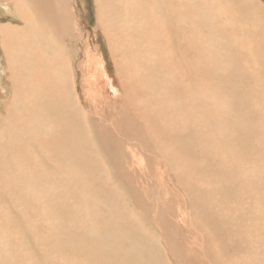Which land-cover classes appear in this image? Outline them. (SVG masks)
Returning a JSON list of instances; mask_svg holds the SVG:
<instances>
[{"label": "bare ground", "instance_id": "6f19581e", "mask_svg": "<svg viewBox=\"0 0 264 264\" xmlns=\"http://www.w3.org/2000/svg\"><path fill=\"white\" fill-rule=\"evenodd\" d=\"M152 1H157L153 8L161 30L151 57L159 54L161 42L170 54L151 61L152 68L139 79L152 85L163 81L180 101L165 107L160 98L151 100L152 91H139L127 116L115 118L118 127L91 111L82 99L85 91L51 90L55 68L49 73L36 61L50 58L52 42L81 39L73 1L0 0L4 17L10 18L0 24V200L9 205L10 227L17 233L0 254V264H192V258L223 264L221 256L236 259L232 254L242 251L250 259V253H258L242 248L254 237H246L245 229L264 232V214L243 217L239 210L249 205L264 211V136L253 137L250 145L243 141L258 131L252 122L264 120V24H249L254 13H264L263 2L124 0L121 5L97 0L107 14L97 15L98 23L105 32L113 30L108 39L119 24L145 26L153 8L137 6ZM35 27H42L39 34L31 32ZM54 33L60 38L53 39ZM19 35L28 40L17 48ZM179 50L183 54L170 60ZM5 57L11 59L8 67ZM148 61L140 56V62ZM171 67L176 69L170 70L172 76ZM211 78L223 88V98L210 90ZM9 89L14 97L7 99ZM147 102L158 117L147 118ZM207 148L209 158H204ZM147 162L148 170L142 167ZM77 199L84 208L72 205ZM138 204H145L142 211ZM209 206L213 211L228 207L227 215L218 222L206 216L211 223L204 228L197 223L203 232L198 231L185 210L196 221L194 209L212 216ZM229 207L237 209L234 215ZM241 217L245 222L237 231ZM0 220L6 227V219ZM236 232L245 235V245L236 244Z\"/></svg>", "mask_w": 264, "mask_h": 264}, {"label": "rangeland", "instance_id": "374dc122", "mask_svg": "<svg viewBox=\"0 0 264 264\" xmlns=\"http://www.w3.org/2000/svg\"><path fill=\"white\" fill-rule=\"evenodd\" d=\"M71 1H73V4H71L72 7L75 8L74 10L72 9V15H73L74 20L76 21V26L79 27L81 39L79 38L78 39H62L61 38V43H56V42L51 43L50 45L51 55L48 60H43L41 58L36 59V61L40 60L42 64H45L47 66L49 73L53 70V68H55L53 73L51 74L53 76V80L50 82L51 90H54L56 92H63L65 94H68L70 90L85 91L84 95L82 96V99H87L88 101L87 104L89 106H92L91 111L94 113L98 112V114L99 113L103 114L101 115V117L104 120H108V122H111L115 126H118V124L115 121V118H118V120H122L124 116H127V110L132 109L134 105H136L138 99L141 97V95L139 94V91H145V92L152 91L154 95L150 97L151 100L160 98V100L164 102L165 107L175 106L180 101V95H177L173 91V89H171L169 86H165L163 81L158 85H152L148 82V78L139 79V77L144 76L143 74H148L149 67L152 68L154 64V63L152 64L151 61L156 62L158 59H161V58H163L162 60H166L163 52H165V54H170L164 50L162 46V42L160 41L161 47L159 49V54L156 57H151L153 55L154 50L156 51V49L159 48L157 44L154 42V38L156 36V33L157 32L159 33V31L161 30V27H160L161 24L159 23L160 22L159 13L157 12L158 9L156 7L153 8L154 3H156L157 1H154V2L152 1V3H150L146 7L137 6V8L147 9L148 11H150L153 8L152 9L153 11L151 12H153L154 15H152L151 17L147 13L145 15L146 17L145 26L139 27L138 22L136 23V26H134V23L131 22L130 23L131 25L128 24L127 28H124V27L119 26L120 25L119 24L117 28H115L114 30L116 31V34L114 32L111 39L107 38V34L113 32V30L105 32L102 26L98 23L97 15L101 16V19H104V17L107 14L104 12V10L99 9L97 0H71ZM123 1L124 0H119V4L123 5ZM252 1L253 0H248L247 3L252 2ZM254 2H260L261 4L263 2V5H264V0H254ZM254 16L256 17V22H255ZM254 16H253L254 20L252 19L249 22V24L256 25V27L257 26L261 27L260 26L261 23L263 22L262 25L264 24V13H261L258 15L257 13H254ZM258 17H260V19L262 20L258 19ZM15 18H16V21H13V23L17 24L19 22V18L16 16ZM133 18L134 16L128 17L129 20ZM150 18L154 22L153 24H151ZM9 21H10L9 16L4 17L3 10L0 6V24L7 23ZM249 24L247 25L246 28H249L251 30V27H249ZM130 27H135L137 30L135 28L131 29ZM240 29H242V27H240ZM41 30H42V27L41 28L35 27L31 32L39 34ZM139 30L145 32L143 37L139 36ZM243 31L241 32L242 34H244ZM76 35L78 37V32H76ZM245 35L246 34H244V36ZM56 38H60V37L59 35L54 33L53 39H56ZM0 40H1V36H0ZM27 40H28L27 37H24L23 39L19 35L17 44H16L17 48H19L23 44H27ZM136 49L137 50L141 49L145 51L146 54L141 55L140 53L136 52L137 51ZM181 54H183L181 50L175 51V54L173 55V57L170 58V60L176 59L174 58V56L179 57ZM140 56L150 58V61H148L147 65L143 62H140ZM159 56H163V57L159 58ZM168 58L169 57H167V59ZM2 59H1V49H0V62ZM12 59H14V57ZM10 60L11 59H9L8 57L7 58L5 57V64L7 67L9 65L8 63H10ZM262 61H264V57H262ZM21 65L22 66H20V68L23 67V64ZM187 67H188L187 65H184V68H187ZM173 69L176 70L175 68L171 67V69H169L168 75L172 76L170 72L173 71ZM30 73L32 74L33 72H30ZM183 74H185V72ZM15 75L16 74H14L13 76L15 77ZM64 75L66 76L65 78H64ZM184 77L187 78L186 75ZM193 77L196 78L195 76ZM200 77H203V75H200ZM16 78L17 77H15V79ZM59 79H64L63 84H60L58 82ZM188 80L189 79L187 78L186 81ZM212 80L213 78H211V82H212L211 88L212 89L210 90H212L216 94L215 97L218 95L219 98H223L224 91H221V89L223 88H221L220 84ZM67 83H70V87L66 85ZM199 83H202V82L199 80ZM203 84L204 83L198 84V85H203ZM123 85H124V88H122ZM139 86H141L142 88L138 89ZM10 87H11V84H9V88ZM10 90L11 89H9L7 92L8 94L7 96L10 95L9 97H7V99H10L12 96L14 97L13 92L9 93ZM219 90L222 92V94ZM162 93H167L168 95L164 97L163 95H161ZM145 105L151 109L146 112V116L148 119L151 116L158 117L157 112L155 110V105L152 102H147L145 103ZM3 109L0 110L1 114L4 113ZM262 113L264 115V108L262 109ZM113 115H115L114 120L109 121ZM101 123L102 122H100V124ZM95 124L97 125V123ZM254 126L255 127L257 126L258 131L254 134H249L245 138H243V141L249 145L252 143L253 137L260 136V135L264 136V134L261 132V127L264 126V120L252 122V127ZM116 156H117V153H113L111 154V157L110 156L109 157L114 159ZM204 158H209L208 148H207L206 153L204 154ZM135 165L139 167L137 164ZM148 166H149V163L147 162L142 167H145V169L148 170V168L150 167ZM226 173H227V176L231 178L232 176L231 173L227 171ZM227 176L224 175V177H227ZM58 177L61 179L62 178L64 179L63 176L62 177L58 176ZM125 177H126V184H127L128 182L127 176L125 175ZM128 179L132 180L131 178H128ZM73 204L74 205L78 204V206H80L81 208H84V206L81 203H79L78 199L75 201V203L74 201H72V205ZM138 206L141 208V211H142L145 204H142V205L138 204ZM237 206L238 205H235L234 208H236ZM227 208L228 207H226L225 210L222 209L221 211L219 210L213 211L214 208L209 206L208 211L211 213L212 216H209L208 213L204 214V210L194 209L196 219H197L196 221L193 218H192L193 221L191 218H189L190 215H187V213L189 212L187 209H186L187 211L185 210V214H186V218L188 222L191 223L192 227H193V224L197 226V223H198L200 225L203 224L201 226L204 228L205 226L207 227L208 222L211 223L210 220L206 218V216L209 218L214 217L215 220L218 222L220 221L219 218L221 216L227 215L226 214ZM229 208L231 209L230 214L234 215V213H236L235 210L237 211V209H234V208L232 209V207H229ZM248 208H249V205L243 211L239 210L238 208L240 214L243 217L253 216L252 218H255L257 216V219L262 218L264 211L263 212L261 211V213H259L258 208H250V209ZM0 209L2 210L1 211L2 217L0 216V218L6 219L5 221L6 227H5V223L4 224L1 223L3 221L0 220V235L3 234L0 236V242H1L0 243L1 245L0 254L2 255L3 250L5 253L6 245H9L11 243V240H13V236L14 238L17 237V233L15 232V229H11L10 227V224L12 223L10 222V216L7 213L10 210V207L2 199L0 200ZM13 210L15 211L16 207L13 208ZM191 211H193V209H191ZM191 213L193 215V212ZM243 217H241L242 220H236L238 224L237 231H238V228L242 227L243 223L245 222ZM168 221L171 222L170 220ZM7 227H10V228H7ZM197 230L198 231L200 230L203 232V230L199 229L198 226H197ZM250 230H251L250 228H248V230L245 229V232H247L245 233V235L246 237H249V236L253 237L254 235L253 240L248 242L247 244L243 243L242 240H243V237H245V235L244 234L242 235L241 233L236 232V234L234 235L236 238V244L239 246L246 244L245 246H243L242 249L248 252L257 251L258 253H250L249 255L250 259L245 258V257L243 258L242 256L244 255V253L242 251L236 254H232V256H234L236 259H232L230 258L231 256L228 257V255L221 256L223 259V264H264V237H263L264 232L261 234L259 233L260 231H258L257 229H253V231L250 233ZM20 236H22V233H20L18 237ZM206 239L210 240V239H215V238L214 236L212 237L207 236ZM216 243L218 244V246L222 245L221 244L222 242L219 243L217 241ZM190 246H193V245L191 244ZM228 246L226 247L228 248ZM10 247L11 246H8L7 248H10ZM226 247H224L225 249H223L224 252H226L225 251L227 249ZM18 248L19 247H16V249ZM25 252L26 251L24 250V253ZM200 253L204 255V252L201 249H200ZM192 259H191L192 264H196V263L199 264L197 261H195V259H193L194 261ZM218 259L220 260L219 256H218Z\"/></svg>", "mask_w": 264, "mask_h": 264}]
</instances>
